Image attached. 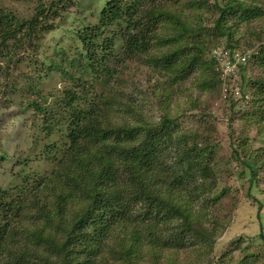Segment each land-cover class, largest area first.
Instances as JSON below:
<instances>
[{
    "label": "trees",
    "instance_id": "trees-1",
    "mask_svg": "<svg viewBox=\"0 0 264 264\" xmlns=\"http://www.w3.org/2000/svg\"><path fill=\"white\" fill-rule=\"evenodd\" d=\"M255 1L105 0L96 22L75 32L76 52L61 47L59 60L47 67L46 75L59 71L67 83L60 95L50 100L35 79L18 87L9 78L14 90L28 87L37 95L26 105L34 108L44 137L57 135L46 146L47 153L56 152V166L35 186L29 176L13 189L0 186V264H141L146 246L156 264H177L174 254L186 252L195 238L216 244L215 229L203 224L206 213L195 207L214 184L211 147L181 131L176 139L186 146L172 151L178 120L169 108L160 121L144 123L131 107L132 114H122L115 96L92 91L109 86L116 70L111 60L121 52L146 53L155 68L174 73L175 84L198 69L212 74L214 81L202 85L219 91L209 46L215 40L209 39L226 37L222 47L233 51L256 45L235 42L233 30L234 24L264 15V4ZM76 2L40 0L29 16L0 5V59L7 68L19 49L37 48ZM209 10L218 16L207 28L201 21ZM255 65L259 76L251 84L264 93V45ZM257 161L246 152L242 157L252 169Z\"/></svg>",
    "mask_w": 264,
    "mask_h": 264
},
{
    "label": "rangeland",
    "instance_id": "rangeland-1",
    "mask_svg": "<svg viewBox=\"0 0 264 264\" xmlns=\"http://www.w3.org/2000/svg\"><path fill=\"white\" fill-rule=\"evenodd\" d=\"M104 1L77 0L68 13L54 21L55 28L45 35L37 48L19 49L8 68L6 60L0 59V186L13 189L26 176H29L30 186H35L39 178L46 180L43 178L49 177L56 166L53 161L56 152L47 153L46 146L55 143L57 135L44 137L41 123L34 120L37 117L34 108L26 105L37 95L28 91V87L25 92L20 88L14 90L9 78L16 79L18 87L25 86L29 78L35 79L50 100L60 95L67 83L59 71L46 75L47 67L52 59L59 60L57 53L61 47L71 54L76 52L75 32L85 23L96 22ZM39 3L40 0H0L4 9L21 16L31 15ZM254 4L262 5L264 0ZM184 10L189 12L190 8L186 6ZM202 16L201 23L209 28L218 14L209 10ZM233 30L235 42L264 45V15L234 24ZM209 40H215L209 43L212 48L227 43L226 37ZM147 58L146 53L138 56L117 54L111 60L116 70L108 79L109 86L98 85L92 94L115 96L122 101L118 105L122 114H132L128 109L131 107L136 120L149 124L160 121L169 108L171 116L178 120V126L173 125L176 143L172 151L186 146L176 139L181 131L196 135L199 145L211 147L214 184L210 195L197 200L195 207L206 213L203 224L215 229L216 244L195 238L186 252L174 254V260L177 264H264V93L253 87L256 84H251L259 76L255 62L251 64L254 76L245 82L251 89V101L239 107L234 103L225 109L213 103L218 86L206 88L202 85L205 79L214 81L212 74L201 73L198 69L180 84H175L170 78L174 73L155 68ZM116 115L119 118V114ZM245 152L258 160L255 169L243 164ZM24 159L27 162H21ZM36 187L43 188V184ZM150 251L146 246L141 264H156ZM177 254L179 256H175ZM161 258L163 263L167 262L165 256Z\"/></svg>",
    "mask_w": 264,
    "mask_h": 264
},
{
    "label": "built area",
    "instance_id": "built-area-1",
    "mask_svg": "<svg viewBox=\"0 0 264 264\" xmlns=\"http://www.w3.org/2000/svg\"><path fill=\"white\" fill-rule=\"evenodd\" d=\"M259 53V44L248 49L230 50L222 46L211 49V57L216 60L219 76V91L213 101L218 108L227 109L231 104L237 107L251 101V90L245 82L254 76L251 64Z\"/></svg>",
    "mask_w": 264,
    "mask_h": 264
}]
</instances>
